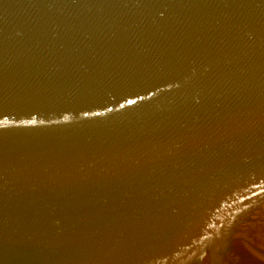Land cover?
<instances>
[{"label": "water", "instance_id": "obj_1", "mask_svg": "<svg viewBox=\"0 0 264 264\" xmlns=\"http://www.w3.org/2000/svg\"><path fill=\"white\" fill-rule=\"evenodd\" d=\"M0 264H264V0H0Z\"/></svg>", "mask_w": 264, "mask_h": 264}, {"label": "snow or ice", "instance_id": "obj_2", "mask_svg": "<svg viewBox=\"0 0 264 264\" xmlns=\"http://www.w3.org/2000/svg\"><path fill=\"white\" fill-rule=\"evenodd\" d=\"M129 103H131V101H129Z\"/></svg>", "mask_w": 264, "mask_h": 264}]
</instances>
